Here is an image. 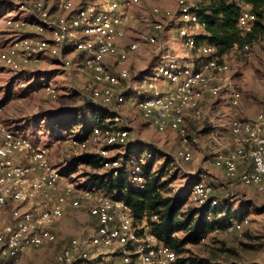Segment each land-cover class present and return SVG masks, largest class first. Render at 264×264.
Returning <instances> with one entry per match:
<instances>
[{
    "label": "built area",
    "instance_id": "1",
    "mask_svg": "<svg viewBox=\"0 0 264 264\" xmlns=\"http://www.w3.org/2000/svg\"><path fill=\"white\" fill-rule=\"evenodd\" d=\"M139 1L97 0L98 4L94 1L76 5L73 0H57L52 12L50 0H32L29 9L38 28L47 35L16 36L7 48L0 47V60L17 68L51 55L69 73V61L65 59L68 51L82 54L81 63L89 76L80 87L72 85L70 89L85 101L115 114L106 118L113 124L94 126L82 138L69 137L70 145L83 151L94 147L95 153L109 158L107 154L112 149L105 146L122 147L128 142L129 125L122 123L126 121L117 108L131 101L159 132H179L181 148L174 155L175 161H189L190 144L196 138L189 136L187 121L204 117L201 103L206 95L218 96L225 87L233 106L241 95L229 81L221 83L220 75L229 65L217 46L197 42L191 29L192 24L204 27L195 9L198 0H177L178 17L183 22L179 36L196 57L178 66L174 61L165 63L160 59L156 72L133 79L127 65L130 54L142 44H160L158 34L164 29L162 22H156L151 32H141L128 44H119L133 18L129 7ZM153 13L171 16L170 11L162 12L158 7L153 8ZM255 21V12L242 3L238 28L246 33ZM6 23L15 24L14 16H7ZM162 78L168 81L164 90L157 84ZM45 89L51 98L58 96L54 85L48 83ZM229 132L231 146L216 150L214 165L223 168L227 179L264 191V99L254 117L233 118ZM151 156L150 152L140 156L130 168L131 182L141 188L146 181L141 164ZM119 164L115 159L105 162L104 167ZM61 181L64 186L60 191ZM213 190L212 185L197 181L191 187V198L196 205L217 206L220 202ZM68 206L87 208L94 226L87 235L72 237L62 244L55 257L57 264H176L179 255L151 230L150 220H157V215L144 212L138 216L97 184L69 181L51 163L46 146L35 144L0 122V264H20L24 253L56 241V223ZM248 224V217H243L229 222L225 230L239 233Z\"/></svg>",
    "mask_w": 264,
    "mask_h": 264
},
{
    "label": "rangeland",
    "instance_id": "2",
    "mask_svg": "<svg viewBox=\"0 0 264 264\" xmlns=\"http://www.w3.org/2000/svg\"><path fill=\"white\" fill-rule=\"evenodd\" d=\"M31 1L0 0V47L7 48L19 35H47V31L40 30L34 20L35 17L29 9ZM56 1L49 2L52 12L55 10ZM73 1L76 5H86L94 1L98 4L97 0ZM154 7H158L162 12L170 11L171 16L155 15ZM129 11L133 18L126 27V37L122 44H128L141 32H151L156 22H162L164 25L163 31L158 34L160 44H142L137 51L130 54L127 65L133 79L142 74L150 76L156 72L157 65L151 68L155 57L163 59L165 63L174 61L177 66L196 57L194 51L187 48L179 36V27L183 22L178 17L177 0H140L131 5ZM7 16H14L16 23L9 26L6 23ZM191 29L196 35L205 33L204 27L199 25L192 24ZM222 58L229 68L220 75L221 83L229 81L238 89L241 97L239 103L233 106L229 91L225 87L218 96L206 95L201 103L204 117L187 121L189 136L196 138V142L190 144L191 160L179 163L175 161L174 155L181 148L179 132H159L141 115L138 108L128 101L117 109L126 121L122 123L129 125V148L127 145L113 148L107 156L118 153L122 155L128 150L130 157L127 165L132 166L136 163L139 153L140 156L146 157L150 152L152 156L144 161L151 163L148 175L158 177L157 183L164 195L180 192L185 194L188 199L186 207L196 205L190 194L196 181L212 185L213 195L222 204H228L233 209L248 200V204L243 206V217H248L249 224L241 232L229 233L224 228L209 231L200 244L186 245V250L180 253L179 257L191 255L203 258L206 264H225L229 261H235L236 264H264V191H258L253 185L227 179L223 168L215 166L213 162L217 149L229 147L227 143L231 142V120L254 117L264 99V32L249 44L248 49L235 45L224 53ZM65 59L69 61V73L64 65L51 55H45L17 68L7 66L0 60V122L35 144L46 146L51 163L60 170H64L73 155L83 152L95 153L94 147L83 151L72 147L67 141L69 137L82 134L80 125L67 128V119L72 111L82 108L87 102L78 93L72 92L70 87H80L89 75L78 54L68 51ZM48 83L58 89L56 98L48 95L45 89ZM167 83L165 78L157 81L163 90ZM107 168L96 170L91 165L82 164L79 172L63 174L69 181H87L89 173H102ZM193 177L196 178L195 181L191 180ZM63 186L64 182L61 181L58 190L61 191ZM34 204L38 203L34 201ZM239 219L241 217L238 216L232 220ZM58 225L57 240L24 253L20 264H57L55 257L62 244L72 237L86 235L94 226L87 208L83 206L66 207ZM182 234L183 232L175 233L178 237Z\"/></svg>",
    "mask_w": 264,
    "mask_h": 264
},
{
    "label": "trees",
    "instance_id": "3",
    "mask_svg": "<svg viewBox=\"0 0 264 264\" xmlns=\"http://www.w3.org/2000/svg\"><path fill=\"white\" fill-rule=\"evenodd\" d=\"M242 3L248 4L256 14L254 27L246 33H242L237 26ZM195 4V9L200 21L204 23L205 30L203 35L196 36L197 42L215 44L220 55H223L235 45L244 48L245 45L251 44L264 32V0H198ZM78 55L82 57V54L78 53ZM159 60L155 57L151 62V68ZM114 114L109 109L86 102L82 108L70 113V117L67 119V128L70 129L72 126L80 125L82 134L74 137L82 138L94 126L103 127L107 124H113L111 123L113 121H106V118L113 117ZM126 145L129 148V143L124 146ZM118 147L119 145L105 146L107 149ZM140 155L139 153L138 158ZM129 157L128 150L122 155L118 153L109 158H104L97 153L83 152L71 156L68 165L61 172L68 175L77 173L82 164H88L94 169L100 170L104 168L105 162L119 159V166L108 167L102 173H89L87 181L97 184L115 199L122 200L138 216L144 212L149 215H157V220H150L152 232L169 244L178 255L186 250V245L200 244L209 231L218 228L225 229L226 225L233 221V218L238 216L243 218V206L248 204V200L239 203V207L236 209L228 204H222L219 199V205L213 207H210L208 203L186 207L188 199L182 192L164 195L157 183L158 177L148 175V169L151 166L150 161L141 164V173L146 181L142 188L139 187L131 182V166L127 165ZM195 179L193 177L191 180L195 181ZM177 232H183L182 236H176L175 233ZM186 263L206 264L203 258L191 255L178 257L176 262V264ZM225 264L236 263L235 261H229ZM250 264L260 263L251 262Z\"/></svg>",
    "mask_w": 264,
    "mask_h": 264
},
{
    "label": "crops",
    "instance_id": "4",
    "mask_svg": "<svg viewBox=\"0 0 264 264\" xmlns=\"http://www.w3.org/2000/svg\"><path fill=\"white\" fill-rule=\"evenodd\" d=\"M124 38H125V37H124ZM124 38H123V39H124ZM123 39H120V40H119V44H122V40H123ZM128 102H131V101H128ZM131 103H132V102H131ZM132 104H133V103H132ZM227 144H228L229 146H231V142H228ZM222 146H224V144H222ZM227 148H228V146H227ZM227 148H226V149H227ZM197 179H198V177H197ZM198 180H199V179H198ZM89 216H90V215H89ZM90 218H91V221H92L93 224H94V221H93V219H92L91 216H90ZM58 221H59V220H58ZM58 221H57V223H56V230H57V232H58V227H59V225H58ZM91 231H92V229H91L89 232H91ZM85 232H86V231H85ZM89 232H88V233H89ZM88 233H86V235H87Z\"/></svg>",
    "mask_w": 264,
    "mask_h": 264
}]
</instances>
